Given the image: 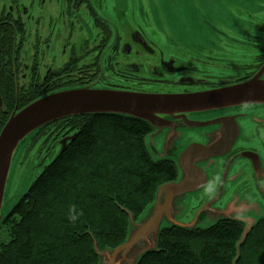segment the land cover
I'll use <instances>...</instances> for the list:
<instances>
[{
    "label": "trees",
    "instance_id": "obj_1",
    "mask_svg": "<svg viewBox=\"0 0 264 264\" xmlns=\"http://www.w3.org/2000/svg\"><path fill=\"white\" fill-rule=\"evenodd\" d=\"M6 29L0 58L11 55L13 38ZM7 84L0 86V95L10 113L15 89ZM35 92L29 88L18 109L42 94ZM8 117L0 116V128ZM54 125L71 132L72 139L0 224L8 232L0 243V264H97L95 249L124 243L127 212L136 218L158 187L176 179L175 162L154 160L147 150L144 138L152 127L143 120L71 116L41 127L31 138ZM243 231L244 222L225 218L204 228L165 227L155 250L136 264H264V217L242 237Z\"/></svg>",
    "mask_w": 264,
    "mask_h": 264
},
{
    "label": "flooded vegetation",
    "instance_id": "obj_2",
    "mask_svg": "<svg viewBox=\"0 0 264 264\" xmlns=\"http://www.w3.org/2000/svg\"><path fill=\"white\" fill-rule=\"evenodd\" d=\"M116 5L117 0H0V35H7L4 28H8L13 38L10 58L6 53L0 58V86L8 83L15 89L12 97L15 106L10 113L0 95V116L6 118L18 111L17 103L29 88H34L36 94L42 93L38 97L84 87L194 94L243 83L260 71L264 80V38L260 35L243 38L242 32L238 36H226L229 46L236 42L247 48L249 41L254 43L255 47L250 48L256 53L243 52V59L235 58L238 54L231 47L228 50L217 46L211 51L196 52L170 48L165 39H157L164 34L157 38L153 32L148 34L146 24H135L128 12H118L121 6L116 8ZM258 24L264 34V19ZM148 35L160 43L158 52L151 47L155 40ZM179 54L183 58L173 57ZM217 62L226 71L216 72ZM234 64L236 72L243 71V77H233ZM250 113L252 110L243 111L239 117L245 119ZM254 113L264 118V110ZM220 116L226 118L229 128V117L235 115ZM248 125L257 128V124ZM255 132L258 135L256 129ZM260 133L261 138L253 141L252 146H247L245 139L243 146L232 145L227 158L243 159L244 192L254 195H257L255 188L261 168L258 148L264 152V129Z\"/></svg>",
    "mask_w": 264,
    "mask_h": 264
},
{
    "label": "rangeland",
    "instance_id": "obj_3",
    "mask_svg": "<svg viewBox=\"0 0 264 264\" xmlns=\"http://www.w3.org/2000/svg\"><path fill=\"white\" fill-rule=\"evenodd\" d=\"M126 3L127 0H117L116 8L121 6L118 12L122 13V10H126L127 16L131 17L135 24L141 23L142 26L146 24L147 33H155L156 38L164 34L157 39H165L166 46L170 48L189 49L196 52L197 50L211 51L217 46L227 47L228 50L231 47L238 54L235 58L243 59V52L256 53L250 48L255 47L254 43L249 41L247 48L236 42L229 46L226 36H238L243 32V38L253 34L264 38L258 24L264 19V0H130V4ZM150 38L155 40L151 36ZM159 45L160 43L155 40V45L151 47L158 52ZM173 57L179 59L182 56L179 54ZM249 60L252 59L249 58ZM215 66L216 72L226 71L225 66L220 62H217ZM232 67H234L232 73H235L233 77H243V71L236 72L235 64ZM247 110H252L247 118L239 117L243 111ZM263 110L264 105L239 106L226 111L186 114V118L189 121L208 122L222 118L220 115L224 113L235 115L233 118L229 117L236 126L235 136L232 139L233 146H243V139L247 146H252L253 141L261 138L260 131L264 129V118H260L254 112ZM156 117L163 122L154 125L151 132L145 136L146 148L154 159L163 157L173 159L177 166V176L173 185L182 184L187 178L181 163L186 149L194 144L209 146L217 140L215 136L220 132L222 125L215 123L199 129L186 126L184 121L169 115L158 114ZM249 123L257 124L255 125L257 128L252 129ZM70 135L71 132L66 129L61 131L55 125L49 126L35 138H30L17 146L12 154L4 187L1 217L6 216L42 168L59 152L60 142ZM258 151H260L261 168L258 174V187L255 188L257 195L244 192L243 159L238 157L227 159L230 153L196 157L189 165L201 171L202 182L175 194L171 205L160 215V227L176 222L204 228L214 223L219 217L227 216L242 220L244 232H246L255 221L264 217V156L261 155L264 152L262 148H258ZM166 198V195L160 197L159 202L162 206L165 205ZM160 204L153 199L136 218L133 216L134 219L133 217L132 220L129 219L125 242L134 238L139 224H148L151 221ZM7 240V230L0 227V243ZM156 245L157 231L153 230L132 243L127 250L117 253L113 263L133 264L144 249L156 247ZM106 255L111 257L113 249L106 247L99 250L97 264H109L110 259Z\"/></svg>",
    "mask_w": 264,
    "mask_h": 264
},
{
    "label": "water",
    "instance_id": "obj_4",
    "mask_svg": "<svg viewBox=\"0 0 264 264\" xmlns=\"http://www.w3.org/2000/svg\"><path fill=\"white\" fill-rule=\"evenodd\" d=\"M262 72L263 71L257 72L251 79L243 83L194 94H151L84 87L62 89L38 97L20 110L12 112L0 130V210L12 154L19 144L21 145L28 141L41 127L71 116L111 114L140 119L147 122L153 128L157 123L161 124L163 122L156 117L158 114H163L184 121L186 126L199 129L215 123H223L224 126L221 127L219 133H216L215 138L217 140L209 146H198L194 144L186 149L181 163L185 168L187 178L179 185H173L174 182L171 181L158 187L153 199H156L160 204V197L166 195L165 205L162 206L160 204L161 206L152 216L148 224H139L137 226L134 238L131 241H124L123 244L113 249V255L111 257L109 255L106 256L110 259L109 264H114V257L117 253L127 250L132 243L146 236L153 230L157 231L158 241V234L162 228L169 226L185 228L197 227L195 225L178 224L176 222H171L160 227V215H162L163 210H167L169 205H171V201L175 194L189 186L198 185L202 182L203 175L201 171L189 165V163H193L196 157L226 155L230 152L236 126L233 120L230 119L231 122L228 123V128L225 123L226 118H219L208 122L189 121L186 118V114L226 111L239 106L264 105V80L261 79ZM1 106L0 100V107ZM71 139L72 136L60 142L59 152L65 148L66 143ZM241 154H243V152ZM169 158L170 157L153 159L160 160ZM127 217L129 223L133 215L127 212ZM3 218L4 217L0 216V222ZM223 218L240 220L224 216L219 217L215 222ZM248 230H246V232ZM246 232L243 233L242 237ZM156 247L144 249L133 264H136L138 259L145 252L155 250ZM95 250L98 258L99 250Z\"/></svg>",
    "mask_w": 264,
    "mask_h": 264
}]
</instances>
